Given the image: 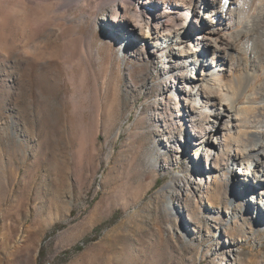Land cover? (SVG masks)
<instances>
[{"label": "rangeland", "instance_id": "1", "mask_svg": "<svg viewBox=\"0 0 264 264\" xmlns=\"http://www.w3.org/2000/svg\"><path fill=\"white\" fill-rule=\"evenodd\" d=\"M139 1L0 0V264H264L263 174L193 129L209 0L184 10L175 57L147 12L111 21Z\"/></svg>", "mask_w": 264, "mask_h": 264}, {"label": "bare ground", "instance_id": "2", "mask_svg": "<svg viewBox=\"0 0 264 264\" xmlns=\"http://www.w3.org/2000/svg\"><path fill=\"white\" fill-rule=\"evenodd\" d=\"M110 2H116V0H103L104 5ZM263 2L264 0L207 1L205 4L209 9V13L205 17L207 24H203L204 27L199 28L203 31L204 36L202 39L199 37L195 40L197 46L203 47V54L207 53L208 43L213 42L215 44L213 46L214 55L211 66L209 64L210 72L195 78L199 82L195 86L202 85L198 91L201 90L200 94L204 100L203 107L199 111H197L198 108L191 109L194 117L199 116L200 118L201 130L198 129L197 122L194 123L193 129L199 133L198 136L211 144L209 148L219 147L222 149V147L228 146L230 140L235 141L237 145L236 155L230 157L232 165L240 167L239 173L245 176L244 181H248L247 179L253 176L258 178L259 175L263 174L260 182L264 181V78L263 80L260 79L261 73H264ZM199 3L200 0H140L133 9L123 6L124 14L121 19L118 20L113 15L111 21L119 22L116 25L118 27L124 23V20L133 18L136 23L141 25L145 22L141 13L147 12L155 17V21L160 22L154 24L152 33L147 30L144 38L152 40V42L155 40L153 44L155 48L162 45L160 43L162 40L164 43H168L169 46L166 48H170L175 57L178 54L174 47L180 39V34L183 33L179 28L185 21L183 12L184 10L189 12L191 9L194 12L198 9ZM162 5L165 7L164 10ZM149 6L154 8L156 14L147 8ZM138 10L140 11L138 12ZM111 11L116 12L117 10L111 8ZM196 20V23L201 21L198 18ZM147 24L149 25V23ZM218 26L220 31L230 33L225 36L218 35V30H216ZM141 27L142 25L139 26V28ZM173 29L176 32H173ZM232 30H234L233 33ZM189 38H193V36ZM189 50L185 51L187 53L182 51L181 56L197 57L195 52L198 49L193 50L195 52H189ZM169 69L182 71L183 67L175 68L174 65H170ZM183 91L188 96V100L192 101V104H197L198 101L193 99V94L186 87L183 88ZM245 124H249L254 130L252 137L244 140L241 138L242 136L237 134L233 139V129H240ZM215 137L224 140V144L216 140L215 144L218 147L214 146ZM225 153L221 152L218 157H215L213 167L215 171L220 170L221 166L225 165L223 164ZM217 190L216 187L215 191ZM261 194L264 196V192ZM212 198L215 203L209 201L210 207H220V198L216 195ZM226 209L229 210L230 214L231 207L228 204H226ZM166 211H170V206L167 207ZM233 211L234 209H232Z\"/></svg>", "mask_w": 264, "mask_h": 264}]
</instances>
